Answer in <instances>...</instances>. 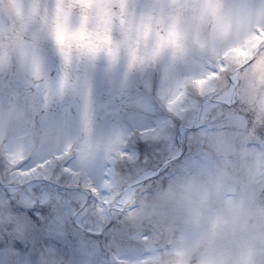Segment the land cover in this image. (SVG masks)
Wrapping results in <instances>:
<instances>
[{
	"label": "clouds",
	"instance_id": "9594fccd",
	"mask_svg": "<svg viewBox=\"0 0 264 264\" xmlns=\"http://www.w3.org/2000/svg\"><path fill=\"white\" fill-rule=\"evenodd\" d=\"M216 2L221 21L193 18L182 52L165 49L133 70H160L161 101L174 119L188 120L207 102L222 125L204 135L203 154L150 193L136 180L117 178L110 187L92 180L109 201L105 212L119 213L136 230L139 254L117 256L115 264H264V0ZM7 19L0 11V20ZM152 46L150 38L140 48ZM125 139L93 131L80 147L104 159L123 155ZM0 162V179L8 181L7 160Z\"/></svg>",
	"mask_w": 264,
	"mask_h": 264
},
{
	"label": "snow or ice",
	"instance_id": "6c2138e0",
	"mask_svg": "<svg viewBox=\"0 0 264 264\" xmlns=\"http://www.w3.org/2000/svg\"><path fill=\"white\" fill-rule=\"evenodd\" d=\"M0 11L8 17L0 20V84L7 97L0 105V156L7 160L8 181L23 184L49 170L60 172L93 197L98 213H105L109 201L84 171L97 158L80 147L94 131L98 64L108 73L130 72L155 61L165 49L182 52L190 20L219 22L220 5L216 0H173L167 5H138L133 0H0ZM41 36L55 45L59 64L54 74L41 57ZM150 38L151 50L142 52L141 43ZM69 94L79 99L78 123L70 113L51 107L55 98ZM30 100L38 104L32 107ZM123 143V155L109 153L102 159L105 167L98 181L105 187L116 181L117 164L133 159L126 150L128 140ZM20 157L24 162L17 164Z\"/></svg>",
	"mask_w": 264,
	"mask_h": 264
},
{
	"label": "rangeland",
	"instance_id": "374dc122",
	"mask_svg": "<svg viewBox=\"0 0 264 264\" xmlns=\"http://www.w3.org/2000/svg\"><path fill=\"white\" fill-rule=\"evenodd\" d=\"M133 2L147 5L154 0ZM38 43L46 67L54 74L59 58L53 41L41 36ZM189 70L195 71L196 66ZM163 94L159 69L108 73L98 64L93 82L94 133L98 138L113 133L125 136L133 159L117 164V178L139 181L149 193L190 157L203 154L204 135L222 125L220 115H209L212 106L207 102L188 120L174 119L162 104ZM6 101L0 84V105ZM29 104L35 107L38 101ZM51 107L54 112L70 113L78 123L76 95L57 97ZM75 163L79 166V161ZM104 167V161L96 159L84 171L96 181ZM3 173L0 162V177ZM15 185L10 191L0 185V264H115L117 256L139 254L136 230L119 213H98L93 197L87 199L72 188L77 186L62 173L49 170Z\"/></svg>",
	"mask_w": 264,
	"mask_h": 264
}]
</instances>
